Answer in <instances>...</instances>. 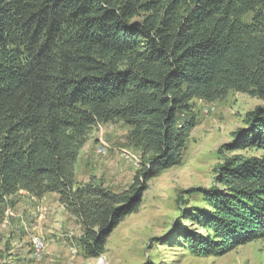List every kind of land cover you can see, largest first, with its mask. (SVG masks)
<instances>
[{"label":"trees","instance_id":"obj_1","mask_svg":"<svg viewBox=\"0 0 264 264\" xmlns=\"http://www.w3.org/2000/svg\"><path fill=\"white\" fill-rule=\"evenodd\" d=\"M230 91L264 101V0H0V224L20 191L54 193L80 225L81 254L99 257L149 181L179 164L194 99ZM117 121L141 151L132 183L78 181L91 129ZM245 122L174 223L192 255L264 239V153L242 152H264V105Z\"/></svg>","mask_w":264,"mask_h":264},{"label":"rangeland","instance_id":"obj_2","mask_svg":"<svg viewBox=\"0 0 264 264\" xmlns=\"http://www.w3.org/2000/svg\"><path fill=\"white\" fill-rule=\"evenodd\" d=\"M193 103L199 122L190 134L179 164L149 181L139 210L113 230L102 255L88 258L81 254L76 243L81 234L80 225L55 198H50L23 211L15 206L14 216L6 225H0V264H264V239L243 244L222 256L199 257L190 254L174 232V223L181 219L182 204L200 202L199 197L187 194L188 190L212 184L215 166L228 153L221 149L222 145L231 141L232 133L246 124L250 111L264 105L259 98L236 91L215 102L194 99ZM129 130L122 121L93 127L80 152L77 180L95 177L113 190L127 188L141 158V151L128 142ZM101 145L107 148L106 155L97 153ZM38 206L46 211L43 217L37 212ZM36 232L47 243L40 260L31 255L30 238Z\"/></svg>","mask_w":264,"mask_h":264},{"label":"built area","instance_id":"obj_3","mask_svg":"<svg viewBox=\"0 0 264 264\" xmlns=\"http://www.w3.org/2000/svg\"><path fill=\"white\" fill-rule=\"evenodd\" d=\"M206 112H207V110H206ZM107 152H108V150L104 145L99 146L97 149V153L100 155H106ZM125 156L128 158L131 157V155H129L127 153H125ZM37 212H39V215L42 217L46 214V211L41 206L37 207ZM14 214H15L14 209L8 208L5 212V219H4L3 223H1L0 225H6L5 223L7 222V220L11 216H14ZM30 241H31V255H32V257L35 260L42 259L43 255L45 254V252L47 250V243H46L44 236L40 232H36V233L31 235ZM73 251H75V250H73Z\"/></svg>","mask_w":264,"mask_h":264},{"label":"crops","instance_id":"obj_4","mask_svg":"<svg viewBox=\"0 0 264 264\" xmlns=\"http://www.w3.org/2000/svg\"><path fill=\"white\" fill-rule=\"evenodd\" d=\"M16 196H18V204L16 206H18V209H21L22 211L25 210V209H27V208L32 207L33 205H37V204H39L41 202L43 203V202H45L46 199H50V198H55L57 200V203H59L58 202L57 195L54 194V193H48L45 196H43L42 198H35V197L31 196L26 191H20L18 194H16V195L13 196V199L16 200V198H17ZM60 206L64 210V207L62 205H60ZM26 217H27V215H26ZM22 222L24 224H26L24 218L22 219Z\"/></svg>","mask_w":264,"mask_h":264}]
</instances>
